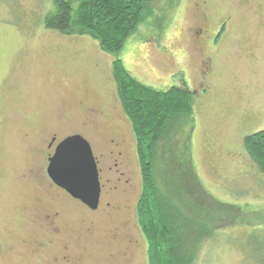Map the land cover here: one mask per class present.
<instances>
[{"label":"rangeland","instance_id":"obj_1","mask_svg":"<svg viewBox=\"0 0 264 264\" xmlns=\"http://www.w3.org/2000/svg\"><path fill=\"white\" fill-rule=\"evenodd\" d=\"M198 1L153 0L152 13L117 56L141 83L157 90L186 88L193 94V115L172 127L156 162V176L188 211L203 208L204 217L231 234L213 239L197 264H257L259 241L243 223L264 225V179L256 182L259 172L243 147V136L264 128V0H207L211 29L206 33L196 31L202 21ZM53 10L52 0H0V239L12 244V250L1 252L0 264H49L46 250L53 256L68 235L91 225V241L76 240L83 264H148L136 218L141 173L135 137L118 98L113 56L88 35L45 28L43 18ZM197 36L206 37L205 50ZM204 52L214 63L207 93L198 74ZM96 103L106 116L94 128H80L85 107ZM59 125L61 131L84 133L96 155L108 148L111 130L124 134L128 159L121 169L132 186L105 192L91 217L63 195L53 197L49 201L61 208L70 228L67 235L52 236L45 252L36 251L22 241L49 237L29 214L38 193L35 181L22 175L33 165L40 129ZM187 152L206 194L226 206L216 209L184 180ZM109 174L117 177L114 171ZM107 201L121 208H108ZM115 226H123V234L112 240L108 233ZM130 254L133 260L127 262Z\"/></svg>","mask_w":264,"mask_h":264},{"label":"trees","instance_id":"obj_2","mask_svg":"<svg viewBox=\"0 0 264 264\" xmlns=\"http://www.w3.org/2000/svg\"><path fill=\"white\" fill-rule=\"evenodd\" d=\"M52 1L54 10L43 18L45 28L64 35H88L97 40L103 52L113 56L111 70L118 98L135 137L141 173L136 218L146 240L148 264H197L213 239L231 234L225 232L224 226L214 225L215 222L204 217L203 208L188 211L174 193L162 188L156 176V162L172 127L193 115V94L180 87L151 88L138 81L117 56L125 40L152 13L153 0ZM243 142L259 172L256 182L261 184L264 179V128L245 134ZM183 162L188 167L184 170V180L195 188L194 192L202 194V200L208 198L216 209L226 206L213 195L206 194L188 152ZM243 224L250 227L247 228L249 236L259 241L260 259L254 260L264 264V225Z\"/></svg>","mask_w":264,"mask_h":264},{"label":"flooded vegetation","instance_id":"obj_3","mask_svg":"<svg viewBox=\"0 0 264 264\" xmlns=\"http://www.w3.org/2000/svg\"><path fill=\"white\" fill-rule=\"evenodd\" d=\"M206 2L207 0H200L196 3L197 9H199V14L202 16V21L200 20L199 22L201 27L196 29L199 33H206L211 29L209 24L211 17L209 14L205 13ZM223 27L224 26H222V28ZM196 38L197 42L203 46L202 43H205L206 37L197 36ZM201 50H205V46H203ZM199 69V83L207 93L210 91L209 88L211 89L209 80L214 73L213 58L208 52H204V55L200 58ZM85 109L86 119L79 122L80 128L87 129L88 126L94 128L99 120L103 116H106L104 114L103 107L97 103L87 105ZM111 113L109 116H111ZM113 119H118V122L120 121L119 117H114ZM62 129L63 128L60 125L56 129H40L37 141L33 146V165L31 168L26 169L27 172L22 175L23 177H28L29 179H33V181H35L38 193L33 197L34 202L31 206L34 207V209L29 211V214L33 215V221L38 223L40 232L46 237H49V239L43 241L32 236H27V239L24 241L21 240L26 244L30 243L36 251L45 252V248H47L49 244H52V236L57 237L61 234L67 235L65 232H67L70 228L69 225L62 219L61 208H58V205H54L50 202L53 197H60L63 195L67 199L78 203L88 214H90L89 216L91 217V215L97 212L102 205V196L105 192L107 194H111L116 192L119 188H122L124 191H128L132 186L129 179L125 177L124 169H121L123 166H127L128 159L127 141L124 134L119 135L111 130V134L108 138V148L101 150L100 153L96 155L92 141L84 133L80 130L61 131ZM73 134H80L87 139L90 143L97 164L101 193L98 207L95 210L89 209L84 203L70 196L63 188L56 185L47 173L49 158L54 153L56 146L63 138ZM110 171H114L117 177L113 178L110 176ZM105 205L106 207H111L115 210L121 208V204L111 206L109 201L105 202ZM92 221L93 220L90 219L88 223L92 224ZM91 226H86L77 233L68 235V241L63 242L61 244V248H59L53 256L51 254L49 255L48 250H46L44 258H47L49 264H83V249L80 251L81 248L77 244L76 240H83V242L85 241L86 243L89 240L91 241L93 237V229ZM122 234L123 226H115L112 230H110L108 236L110 239L114 240ZM11 245L12 244L7 240L4 241L3 239H0V254L1 252H4V250L6 252L12 250ZM131 256L132 255L130 254L126 257L127 262H131L133 260L131 259ZM123 260L124 259H122V262Z\"/></svg>","mask_w":264,"mask_h":264},{"label":"water","instance_id":"obj_4","mask_svg":"<svg viewBox=\"0 0 264 264\" xmlns=\"http://www.w3.org/2000/svg\"><path fill=\"white\" fill-rule=\"evenodd\" d=\"M47 173L56 185L89 209L98 207V168L90 143L82 135H69L58 143L49 158Z\"/></svg>","mask_w":264,"mask_h":264}]
</instances>
